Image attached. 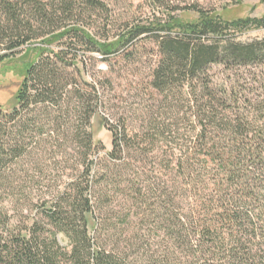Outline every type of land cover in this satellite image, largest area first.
I'll list each match as a JSON object with an SVG mask.
<instances>
[{"label":"trees","instance_id":"16d2710c","mask_svg":"<svg viewBox=\"0 0 264 264\" xmlns=\"http://www.w3.org/2000/svg\"><path fill=\"white\" fill-rule=\"evenodd\" d=\"M102 10L101 0H0V62L41 40L16 105H0V264H264V91L212 75L264 65V38L239 40L264 30V16L193 8L195 22L169 13L109 41L87 24ZM145 40L159 49L154 104L135 123L101 113L107 151L93 133L103 81L77 51L106 60ZM45 146L71 174L16 229L5 181Z\"/></svg>","mask_w":264,"mask_h":264},{"label":"rangeland","instance_id":"374dc122","mask_svg":"<svg viewBox=\"0 0 264 264\" xmlns=\"http://www.w3.org/2000/svg\"><path fill=\"white\" fill-rule=\"evenodd\" d=\"M106 10L95 13L87 21L88 28L98 38L108 37L115 41L119 35L134 25H148L156 20H166L169 13L184 22H195L198 15L187 9H202L214 12L225 21L262 18L264 0H101ZM264 38V30H249L239 37L250 42ZM20 49L13 57L0 62V105L4 111H11L16 105V94L25 75L27 66L37 58L35 47ZM56 47V46H53ZM127 49V48H126ZM121 50L115 57L101 60L99 54L79 48L78 56L85 62L89 79L103 81L104 107L93 121L95 141H102L107 151L111 150V134L103 127L101 113L112 123L137 122L142 107L154 104L150 94V83L159 61V49L154 40L142 41L138 47ZM127 51V50H126ZM216 83L239 80L243 86L264 91V65L242 70H226L216 66L212 70ZM260 99H262L260 97ZM42 151L13 167L9 179L5 181L8 197L4 211L12 218V225L18 229L31 223L44 201H48L64 183L71 170L66 164V156L52 147H42ZM66 245L67 242L61 239Z\"/></svg>","mask_w":264,"mask_h":264}]
</instances>
